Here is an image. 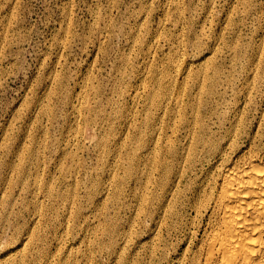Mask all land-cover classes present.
I'll return each instance as SVG.
<instances>
[{"label": "rangeland", "instance_id": "obj_1", "mask_svg": "<svg viewBox=\"0 0 264 264\" xmlns=\"http://www.w3.org/2000/svg\"><path fill=\"white\" fill-rule=\"evenodd\" d=\"M263 111L264 0H0V264H201L183 198L208 162L166 156L183 177L157 213L164 147L238 118L264 147ZM35 178L67 199L36 212Z\"/></svg>", "mask_w": 264, "mask_h": 264}, {"label": "bare ground", "instance_id": "obj_2", "mask_svg": "<svg viewBox=\"0 0 264 264\" xmlns=\"http://www.w3.org/2000/svg\"><path fill=\"white\" fill-rule=\"evenodd\" d=\"M204 78L202 77L198 83L203 84ZM182 101L176 98L173 107L179 110ZM258 124H260L259 121ZM183 126L189 135L191 134L192 141L185 154H179L169 144L164 147L158 179L160 206L156 208L157 213L167 209L166 203L173 197L183 177L182 166L172 169L165 161L166 156L171 157L173 163L177 160L176 164H180L182 159L187 158L190 162L192 161L193 168L196 170V161L193 157L200 153L197 161L202 160V157L206 159L204 161L208 162L207 168L203 175L201 173L191 176L185 182L184 187L188 189L189 195L185 196L183 201L185 206L189 207V212L192 211L196 216L206 218V224L209 227L200 253L201 264H264V147L253 144L242 149V146L240 147L238 142L234 141L236 134L244 129L239 118L224 131L227 142L223 145L213 141L212 135L203 123L186 121ZM85 141L104 147V144L90 132L86 133ZM55 187L52 179L43 182L38 178L34 179L33 190L29 192L34 197L36 212L42 209L40 199L54 198L56 202L65 199L60 198L61 195ZM40 191L42 192L39 194ZM176 197L180 199L177 192ZM174 213L172 212L176 215ZM26 245L27 242L24 243L23 250ZM19 254L20 252L16 253V255ZM39 264H50V261L45 255Z\"/></svg>", "mask_w": 264, "mask_h": 264}]
</instances>
